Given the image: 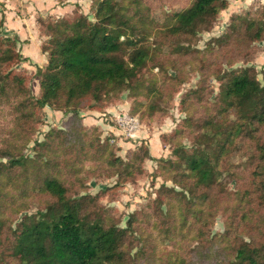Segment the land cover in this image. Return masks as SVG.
Listing matches in <instances>:
<instances>
[{"label":"trees","instance_id":"trees-1","mask_svg":"<svg viewBox=\"0 0 264 264\" xmlns=\"http://www.w3.org/2000/svg\"><path fill=\"white\" fill-rule=\"evenodd\" d=\"M128 1L90 0L92 21L77 7L70 16L55 20L37 16L40 29L48 37L40 43L46 62L35 71L38 96H33L22 74L10 69L25 57L16 48L17 37L2 34L5 16L0 11V108L7 110L15 124L8 131L9 137H0V157L7 160L0 162V244L7 242L8 256L17 264H264V214L261 212L259 220L255 215L257 205L264 208V82H259L251 66L214 70V57L206 58L202 68L203 72L210 70L219 82L217 96L209 102L206 114L195 116L192 110L194 101L205 90L200 81L180 97L184 115L180 128L159 135L163 141L165 137L186 134L190 145L175 146L173 159L156 158L165 180L178 186V190L161 183L152 201L157 208L149 217L143 211L135 212L127 218L125 227H120L97 202V195L69 194L63 175L69 172L65 177L76 176L80 165L76 152L65 160L70 166L66 173L45 168L48 172L41 176L34 171L32 179L24 177L26 183L20 186L19 193L30 190L32 195H46L35 212L25 213L14 227L2 213L13 205L9 199L11 190L23 174L18 169L25 166L21 155L7 148L23 131L24 120L33 118L43 106L70 112L71 120L79 119L78 109L85 105L103 110L111 98L123 90L133 91L141 83L152 60V45L178 49L183 55L191 53L196 35L210 29L218 12L228 5L227 0H192L173 13L169 25L151 28L140 8L133 9ZM263 39L264 3L254 16L247 12L232 14L227 30L212 37L207 50L221 54L228 47H243V58L247 59L251 43ZM101 104L102 108H98ZM139 113L130 111L132 115ZM62 133L53 130L49 136L55 138ZM243 136L260 140L257 148L249 151L252 181L233 195L225 231L216 237L219 245L215 238H208L207 227L221 208L217 190L221 166L236 144L244 146ZM104 143L96 141L97 149H105ZM145 159L154 157L144 148L137 160L141 163ZM109 162L114 167L123 164L128 171L126 161L114 158ZM114 173L119 177L120 170ZM253 201L256 202L251 205ZM137 223H148L154 235H144L131 256L129 249ZM240 227L246 229L248 240L233 234ZM176 228L195 241L192 248L181 249L183 237L173 236ZM162 239L173 249L155 256V250L164 244ZM11 259L4 257L7 262Z\"/></svg>","mask_w":264,"mask_h":264},{"label":"rangeland","instance_id":"rangeland-1","mask_svg":"<svg viewBox=\"0 0 264 264\" xmlns=\"http://www.w3.org/2000/svg\"><path fill=\"white\" fill-rule=\"evenodd\" d=\"M55 1V5L47 7L45 0H11L9 2L16 4L17 14L29 17L31 21L33 17L40 15L50 17L52 20L70 16L76 7L86 14L89 21L94 19L93 11L89 7L90 0ZM127 1L123 0L124 3ZM191 1L130 0L128 2L133 9L140 8L142 18L149 27L163 28L171 23L174 12L185 8ZM227 1V7L218 12L211 28L196 35L194 42L190 45L191 53L183 55V53H178V49L170 50L168 47L152 45V60L148 62L141 83L133 91L123 90L117 97L111 98L103 110H94L85 105L78 109L79 119L71 120L70 112L43 106L35 112L33 118L22 122L23 131L14 138V144L7 147L12 152L15 150L14 153L21 155L25 160V166L18 169V172H23V174L19 176L17 182H14L11 190L9 199L13 205L2 210L11 227H14L25 213L35 212L46 198V195L41 193L32 195L30 190L23 194L19 193L20 186L26 183L24 177L32 179L34 171H39L41 176L48 172L45 168L54 173L61 174L62 171L66 173L70 166H66L65 160L70 153H77L80 165L73 178L65 177V175H70L69 172L63 175L69 186V194L97 195V202L111 215L112 222L120 227H125L127 218L135 212L143 211L148 214V217L154 212L157 206L152 201L157 196V188L161 183L178 190V186L170 180H165V175L156 158L173 159L172 149L177 145L189 146L190 137L186 134L176 135L165 137L161 141L159 135L168 134L180 128L184 119L180 110V97L185 91L194 89L198 82L203 81L205 90L198 97L199 100L194 101L192 110L195 116H204L209 102L216 98L219 87L216 76L211 75L208 69L202 71L206 58H215L214 70L215 67L223 71L251 66L259 82L261 84L264 82V39L251 43L249 48L251 56L247 59L243 58L246 54L243 47H228L221 54L219 51L211 54L207 50L211 38L227 30L232 14L247 12L254 16L260 5L264 3V0ZM38 28L42 36L40 43L45 42L48 37L45 31L41 30L43 28L40 29L39 25ZM8 30L6 25L3 26L2 34L16 36ZM32 42L26 43L18 39L16 48H19L20 53L22 50L32 51L34 48ZM181 45L186 46L187 43L181 42ZM24 57L10 69L22 74L33 96H38L39 89L35 71L44 64L38 65L39 63L33 62L30 57ZM102 106L101 104L98 108ZM133 109L140 112L142 116L130 114ZM128 117H135L138 121L131 135H127L122 127L123 123L118 122L119 118L124 119L133 126V122L127 120ZM138 117H141V120ZM14 126L12 116L2 106L0 108V137H9L8 131ZM53 130L63 133L54 138L53 135L49 136ZM244 139L246 142L244 146L236 144L221 166L223 173L217 189L219 196L221 194V208L214 213L207 227L208 238H215L214 241L217 240V235L225 231L226 218L228 219L227 215L230 214L227 208L233 202V195L236 192H242L243 188L250 185V180L252 181L253 162L249 160V151L252 148L256 149V143L260 140L256 137L254 139L244 137ZM201 140L204 138L201 137ZM96 141L105 142V149H97ZM144 148L149 150L154 159H145L141 164L137 160V154L141 155ZM114 158L117 161H126L128 171L124 169L123 164L116 167L110 165L109 161ZM6 161L5 158L0 157V162ZM60 165L62 167H59ZM56 166H58V171ZM115 169L120 170L119 177L116 173L113 174ZM254 202L256 201L251 202V205ZM255 212L259 220L261 212L264 214V208L257 205ZM138 223L136 231L133 232L135 239L129 249L131 256L135 254L137 246L142 244L144 235L148 237L154 235L148 223L144 225H138ZM173 231L174 238L183 237L179 242L181 249L184 250L188 246L192 248L195 245V241L190 239L188 233L178 232V228ZM232 232L237 238L249 239L245 228L240 227ZM139 236L140 241H138ZM161 241H164L162 242L164 244H160V248L155 250V256H159L168 249H173L167 244L168 242H165L166 240ZM216 243L220 245V242L216 241ZM6 246V241L0 244V264H17L16 260L8 256ZM1 252L5 259H11V261H5L4 257L1 259Z\"/></svg>","mask_w":264,"mask_h":264},{"label":"crops","instance_id":"crops-1","mask_svg":"<svg viewBox=\"0 0 264 264\" xmlns=\"http://www.w3.org/2000/svg\"><path fill=\"white\" fill-rule=\"evenodd\" d=\"M9 1L11 0H0V8L2 9V12L5 16L3 26L6 25V27L9 28L8 32H11L16 35L18 39L25 41L26 43H30V41H33V50H22L21 53L24 56L30 57L33 62H38V65H43L45 62V55L41 53L39 49V43L42 36L40 35V31L38 28V22L36 20L37 17H33L31 21L29 17H24L21 14H17L15 12L16 4H10ZM45 2L47 7L48 5H55L56 1L45 0Z\"/></svg>","mask_w":264,"mask_h":264},{"label":"built area","instance_id":"built-area-1","mask_svg":"<svg viewBox=\"0 0 264 264\" xmlns=\"http://www.w3.org/2000/svg\"><path fill=\"white\" fill-rule=\"evenodd\" d=\"M127 120L133 122V126L129 125V123L127 121H125L124 119H118V122L123 123V130L127 133V135H131L132 134V130L133 128L136 126V123H138L137 119L135 117H128Z\"/></svg>","mask_w":264,"mask_h":264}]
</instances>
